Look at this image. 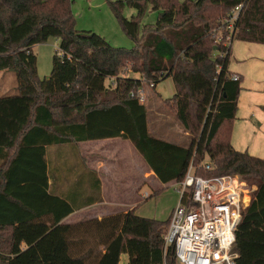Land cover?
I'll use <instances>...</instances> for the list:
<instances>
[{"label":"trees","instance_id":"1","mask_svg":"<svg viewBox=\"0 0 264 264\" xmlns=\"http://www.w3.org/2000/svg\"><path fill=\"white\" fill-rule=\"evenodd\" d=\"M239 3L109 1L134 43L127 49L77 30L71 0H0V72H14L18 83L16 95L0 98V264H120L122 254L129 264L178 262L164 241L170 219L132 209L65 227L59 223L76 206L58 199L64 212L45 221L49 199H56L48 192L46 146L114 138L130 141L163 184L183 181L192 160L198 166L208 158L213 168L201 175L238 176L255 188L234 251L236 264H264V159L232 145L242 80H231V48L213 32L216 19ZM126 8L137 14L126 18ZM150 9L157 20L143 25ZM50 38L60 40L59 51L41 79L33 47ZM231 39L264 45V0L249 1ZM128 67L140 78H129ZM169 78L175 94L164 104L193 136L189 147L151 135L137 98L145 83Z\"/></svg>","mask_w":264,"mask_h":264},{"label":"crops","instance_id":"2","mask_svg":"<svg viewBox=\"0 0 264 264\" xmlns=\"http://www.w3.org/2000/svg\"><path fill=\"white\" fill-rule=\"evenodd\" d=\"M228 70L242 80L232 130V145L237 151L248 152L254 157L264 159V45L234 41L231 45ZM3 77H0V98L5 95ZM157 86L146 93L144 102L145 105H150L147 108L149 132L154 137H163L162 140L169 143L187 147L175 140H179L177 134L184 133L189 137L191 135L184 131L180 122L164 104V100L172 98L175 90L170 97L165 98L156 91ZM174 130L178 133H174ZM45 160L48 192L56 197L49 199L46 207L50 213H47L45 221L49 225L64 212L65 207L58 199L76 206L74 213L59 223L67 227L101 221L125 214L132 209L137 214L142 201L176 183L173 181L163 184L134 145L122 138L48 145ZM99 197L101 199L98 201ZM123 260L129 264L127 254L121 255L120 264Z\"/></svg>","mask_w":264,"mask_h":264},{"label":"built area","instance_id":"3","mask_svg":"<svg viewBox=\"0 0 264 264\" xmlns=\"http://www.w3.org/2000/svg\"><path fill=\"white\" fill-rule=\"evenodd\" d=\"M249 1L239 0L213 30L216 43L231 48V35ZM230 78L239 80L235 74ZM145 90L141 88L137 94L141 103L146 99ZM212 168L208 158L198 166L192 160L184 180L174 184L179 202L172 211L164 241L166 247L174 248L179 264H236L238 259L234 251L237 230L253 190L238 176L208 178L200 174Z\"/></svg>","mask_w":264,"mask_h":264},{"label":"rangeland","instance_id":"4","mask_svg":"<svg viewBox=\"0 0 264 264\" xmlns=\"http://www.w3.org/2000/svg\"><path fill=\"white\" fill-rule=\"evenodd\" d=\"M109 1L118 0H71V9L76 18V29L79 31H93L102 37H105L115 47L131 49L134 46V43L123 31L118 19L110 8ZM136 14L137 11L134 9L126 8L124 11V16L126 18H131ZM157 16L158 14L150 9L142 18V24L145 25L154 23L157 20ZM226 16L227 15H222L216 19L213 24L214 29L217 28ZM59 45V39L50 38L47 42L37 44L33 47V53L36 55L38 61V75L41 79L48 78L50 76L52 71L53 56L57 51H59ZM126 74L129 78H140V74L132 73L130 67L127 68ZM2 75H4V77ZM0 77L5 78L3 84L5 87L4 97L16 95L18 93L16 74L11 71H3L0 72ZM144 88L146 89V93L149 90H152L151 84L149 83H145ZM174 90L175 86L170 78L159 83L156 88V91L165 98L170 97ZM146 106L147 108H150L149 103H147ZM151 132L153 133L152 128ZM174 133L177 134L178 132L174 130ZM156 137L164 139L163 137ZM177 137L179 140H175L176 143L189 147L192 141L191 137L193 136L189 137L182 133L177 134ZM168 139L171 140V138ZM254 189L255 188H252V190ZM147 191L151 193L150 189H147ZM142 194L143 192L139 196L140 199ZM177 200H179V195L175 191L174 185H168L163 191H159L147 200L142 201V205L138 209L137 214L149 219H162L159 221H166L168 220L169 213L172 208H175L174 205ZM122 264L128 263L123 260ZM176 264H179V262H176Z\"/></svg>","mask_w":264,"mask_h":264}]
</instances>
